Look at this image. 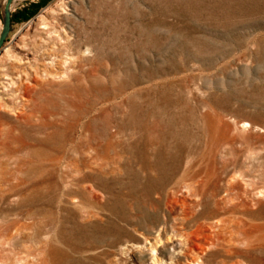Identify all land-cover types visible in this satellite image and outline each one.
Segmentation results:
<instances>
[{
	"label": "rangeland",
	"instance_id": "rangeland-1",
	"mask_svg": "<svg viewBox=\"0 0 264 264\" xmlns=\"http://www.w3.org/2000/svg\"><path fill=\"white\" fill-rule=\"evenodd\" d=\"M10 13L0 57H31L35 40L51 74L25 109L0 108V264H180L173 237H148L161 206L195 201L228 217L210 257L264 264V0H13ZM78 34L81 62L61 41ZM154 156L197 182L133 227L126 196L144 200L148 179L117 165ZM227 181L241 195L224 202Z\"/></svg>",
	"mask_w": 264,
	"mask_h": 264
},
{
	"label": "bare ground",
	"instance_id": "bare-ground-1",
	"mask_svg": "<svg viewBox=\"0 0 264 264\" xmlns=\"http://www.w3.org/2000/svg\"><path fill=\"white\" fill-rule=\"evenodd\" d=\"M4 5L5 3H3V7ZM12 5L13 0L10 3L9 9H11ZM40 17H42V14L38 15L36 19ZM31 22H33L35 26V19ZM44 26L45 28H48L46 24ZM44 26L42 25V27ZM45 33H47V31ZM79 34L77 38L76 36L73 38L69 36L66 38L62 37L63 39H61V41L63 42L62 46L64 48L68 47L69 49L75 50L71 54L73 56L75 54V58L81 62L85 58H87L86 55L89 54V47L87 46L84 50H80V46L82 43L84 44V41L81 43V40H79ZM49 37H51L50 34ZM60 38V34H58L57 39ZM88 41L90 42L91 39L88 38ZM89 42H85V45L90 44ZM38 47L39 46L35 43V40L32 43H26L25 49L29 53H32L31 57L15 55L10 53L8 49L4 50L5 53L3 54H5L6 57L5 55L3 57H0V68H2V70H5V72L2 71L0 73V108L5 104L6 100L10 102H14L16 100L18 101L17 103L20 104V107L25 109L29 105V102L31 103L35 98V89H37L36 87L40 83L39 81L41 79V74L45 76L51 74V72L45 67L43 69L40 68V65L43 63L42 60H44L43 55L46 52L44 51V49H42V51H40L38 55H35ZM54 53L57 54L56 52ZM66 58H68L69 60L73 59L67 54ZM50 63L53 62L50 61ZM66 63L67 61L64 60V64ZM46 67L50 66L46 65ZM14 72H16L15 79H13L12 76H9L10 73ZM3 77L6 78V80L2 79ZM3 96H5V98L7 99H5ZM156 158L157 156H154L149 160H146V162L141 161L136 168V171L132 165V168H130L129 170H126V168L130 167L127 164L117 165L118 168L123 169L124 171H129L131 173L134 172L135 174L143 175L144 178L148 179V181H146V185H144L143 187L144 191L142 192L144 200L137 199V195H135L134 191L129 190L126 196V200L128 202V208L131 213H129L128 215L120 214L121 219H123L126 223L133 227H135V225L140 227V225L144 223L142 219L145 211L141 210L143 207H147L146 203L148 204L149 201L151 203H156L158 200H162L164 196L166 204L170 202H176V196L178 195L180 186L183 185L184 188H195V182H197V180L195 179L197 176V172H191V168L188 167L186 170L188 174H186V167L180 169L178 167V170H176V168L172 166V164L161 162L162 160ZM172 172H176L178 175H176V173H174L175 175H173ZM183 174H186V176L183 177ZM179 176L183 178V181L178 185L176 180H180ZM174 177H176V180H174ZM155 179H157L156 182ZM184 179H190L191 181L186 182L184 181ZM153 180L154 182H152ZM130 187L133 186L131 185ZM252 189L253 195L259 193L256 186H253ZM239 193L240 192H238V189L234 188L232 183L227 181L224 185L218 186L215 194L219 196V200L225 202L226 197L234 198L235 196L237 198V195H241ZM184 204L185 203L182 200L179 205L183 206ZM187 206L189 207V209L183 210L178 215H174L172 213V209L169 204L161 206L160 208H162V211L164 213L163 225L156 227L155 232H150V237L148 238L154 243L163 235L169 238L173 237L175 244L178 245L177 253H179L182 259L180 264H235V262H228V260H225L224 258L213 259L209 256L210 254H208V251L212 249L213 246L218 247V245L213 240V237H215L217 240L223 241V245H226L228 242L227 240H225L226 235H223V231L226 225L229 223L228 217L214 219L213 221L210 220L213 214L223 211L224 208L220 207L218 205V202L215 201L213 204V208L210 209H198V203L196 201L188 203ZM232 212L235 213L237 211ZM131 220H133L134 222H131ZM170 220L175 225H171ZM168 228H171L172 235ZM150 240H148L147 243L150 244L151 248H153V243H151ZM224 249H227L226 246Z\"/></svg>",
	"mask_w": 264,
	"mask_h": 264
},
{
	"label": "water",
	"instance_id": "water-1",
	"mask_svg": "<svg viewBox=\"0 0 264 264\" xmlns=\"http://www.w3.org/2000/svg\"><path fill=\"white\" fill-rule=\"evenodd\" d=\"M12 0H6L5 5L3 7V25L0 31V46L4 42L10 28L11 22V13H10V3Z\"/></svg>",
	"mask_w": 264,
	"mask_h": 264
}]
</instances>
